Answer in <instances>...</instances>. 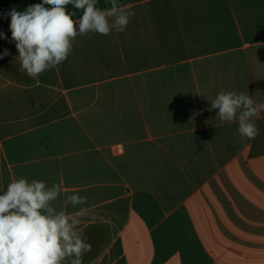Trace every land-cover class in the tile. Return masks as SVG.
I'll use <instances>...</instances> for the list:
<instances>
[{"label": "crops", "instance_id": "obj_1", "mask_svg": "<svg viewBox=\"0 0 264 264\" xmlns=\"http://www.w3.org/2000/svg\"><path fill=\"white\" fill-rule=\"evenodd\" d=\"M123 32L77 36L36 78L0 42V191H62L83 264H264V111L255 139L221 91L264 103V0H144ZM87 203L65 206L68 195Z\"/></svg>", "mask_w": 264, "mask_h": 264}, {"label": "clouds", "instance_id": "obj_2", "mask_svg": "<svg viewBox=\"0 0 264 264\" xmlns=\"http://www.w3.org/2000/svg\"><path fill=\"white\" fill-rule=\"evenodd\" d=\"M99 0H42L24 11L11 9V41L15 43L21 70L36 78L55 69L69 57L77 36L113 31L123 32L134 12L110 0L111 7L101 10ZM80 10L79 19H73ZM0 39H6L0 32ZM4 50L0 59L8 56ZM217 117L226 123L237 122L241 138L255 139L259 134L253 118L264 111L248 93L221 91L211 103ZM62 189L44 181L13 179L0 191V264H83L91 251L86 236L78 231L81 209L73 214L57 210L54 203ZM87 203V197L68 195L64 204L73 207Z\"/></svg>", "mask_w": 264, "mask_h": 264}, {"label": "trees", "instance_id": "obj_3", "mask_svg": "<svg viewBox=\"0 0 264 264\" xmlns=\"http://www.w3.org/2000/svg\"><path fill=\"white\" fill-rule=\"evenodd\" d=\"M144 0H118L120 6H126L135 2ZM42 0H0V32L5 34L6 39H0L1 41L11 39V32L9 30L10 17L5 14L11 9L15 8L17 11H24L29 5L39 4ZM97 7L101 10H107L111 7L110 0H99ZM69 11H76V16L73 19H79L82 14L80 10H75L71 5L68 6Z\"/></svg>", "mask_w": 264, "mask_h": 264}]
</instances>
